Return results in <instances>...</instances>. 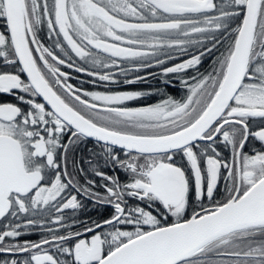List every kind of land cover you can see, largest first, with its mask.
<instances>
[{
  "label": "snow or ice",
  "instance_id": "obj_1",
  "mask_svg": "<svg viewBox=\"0 0 264 264\" xmlns=\"http://www.w3.org/2000/svg\"><path fill=\"white\" fill-rule=\"evenodd\" d=\"M0 95V264H264V0H0Z\"/></svg>",
  "mask_w": 264,
  "mask_h": 264
},
{
  "label": "flooded vegetation",
  "instance_id": "obj_2",
  "mask_svg": "<svg viewBox=\"0 0 264 264\" xmlns=\"http://www.w3.org/2000/svg\"><path fill=\"white\" fill-rule=\"evenodd\" d=\"M42 38H43V34H42ZM46 44H50V41L45 40ZM211 58H209L208 60H206L205 62H210ZM66 71H68L71 76L72 79L70 80L71 83H73L76 86H81V81H88L92 78L87 77L85 74L83 73H76L74 70L72 69H64ZM148 71H156L159 72V69H151V70H145V72L141 73L142 75H146ZM135 75V74H133ZM154 79H152V77H148V83H137V84H119V85H109V88L111 90H115V91H132V90H151L153 88H155L156 86H158V80L153 81ZM84 88L88 89V90H98V91H104L106 90L103 85H101L100 87H94L91 84H83L82 85ZM169 94H182L184 95L186 92V89L182 88L179 86V83L174 84L172 87H170L168 89ZM158 97L152 96V97H146L143 98L141 101H137V102H131L130 106H143L144 104H150V103H156L158 101ZM0 101H9V102H15L13 100V98L11 96L8 95H0ZM255 143V142H254ZM89 147H92V145L90 144ZM227 151H224V155H227ZM122 179L124 178L123 176L121 177ZM91 207V206H90ZM111 212L110 210L106 213L105 210L103 208L99 209L98 211H93L90 212L88 215L91 216L92 219H99L101 216H105V215H110ZM31 239H37L38 235L33 234L31 237Z\"/></svg>",
  "mask_w": 264,
  "mask_h": 264
},
{
  "label": "trees",
  "instance_id": "obj_3",
  "mask_svg": "<svg viewBox=\"0 0 264 264\" xmlns=\"http://www.w3.org/2000/svg\"><path fill=\"white\" fill-rule=\"evenodd\" d=\"M211 67H212V62L211 61L210 62H204L203 66H202V70L210 71ZM153 81H155V80H153ZM171 95L175 96L177 99H179V98H181L183 96L182 94H173V93Z\"/></svg>",
  "mask_w": 264,
  "mask_h": 264
}]
</instances>
